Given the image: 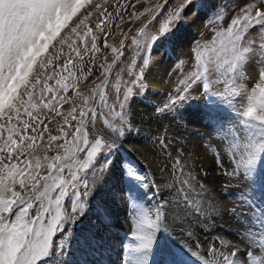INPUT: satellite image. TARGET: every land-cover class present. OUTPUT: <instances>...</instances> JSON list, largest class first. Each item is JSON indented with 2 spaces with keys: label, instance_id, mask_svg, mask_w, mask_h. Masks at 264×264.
Listing matches in <instances>:
<instances>
[{
  "label": "snow or ice",
  "instance_id": "6c2138e0",
  "mask_svg": "<svg viewBox=\"0 0 264 264\" xmlns=\"http://www.w3.org/2000/svg\"><path fill=\"white\" fill-rule=\"evenodd\" d=\"M139 3L140 0H0V264H52L54 256H63L70 248L76 239V226L88 218L93 206L96 223L77 242L83 250L99 248V230L108 227L111 213L106 202H96V197L117 162L104 151L114 141L109 142L96 123L103 119L107 129L121 137L126 129L130 131L131 104L137 95L146 92L147 75L155 63L151 49L161 39L170 43L174 40L183 26L186 9L191 8L193 15L207 16L218 7L217 0H184L176 8L169 6L170 0H144L145 7L140 11L136 10ZM129 7L134 9L130 14ZM215 14L214 22H222L223 14ZM125 15L129 23L146 17L138 35L158 19L161 24L159 35L152 36L151 43L137 53L143 57L142 63L130 62L128 75L133 78L123 82L122 93L117 87L110 101L106 89L111 87L113 66L121 61L125 45L123 39L119 45H112L107 38L113 28L124 35L121 24ZM256 30L264 32V0H244L227 27L215 31L210 44H197L193 49L198 69L191 74L194 79L181 80V90L155 111H175L188 101L192 91L201 92L207 98L204 117L220 139L222 150L235 161L232 171L224 170L217 151L215 159L221 174L243 177L264 193V40L256 43L248 38L250 31ZM101 43L113 53V60L95 66ZM133 43L139 41L134 39ZM205 51L211 54L207 59ZM89 65L95 66L103 79L86 95L79 86L95 76L94 67ZM249 68L254 69L257 79L247 89L241 87V82L249 78ZM214 85H223L226 92L221 93L217 87L213 98ZM237 99L244 103L235 118L222 117L221 106ZM106 115L118 118L121 126H114ZM54 121L56 134L50 127ZM82 155L85 158L81 163ZM172 167L182 174L178 158ZM119 170L121 181L129 177L146 179L125 161L119 162ZM181 184L192 187L188 179ZM199 187L205 190L203 184ZM241 203L251 215L227 209L235 221L233 234L250 248L258 244L259 255L251 250L241 255L240 248L226 235H217L220 247L213 242L206 254L189 245L162 247L161 238L169 239L164 229L168 214L175 211L183 231V221L189 214H203L202 205L187 196L178 198L174 207L171 201L162 200L153 218L143 204L130 196L128 206L134 228L124 244V264H264V196L259 204L242 196ZM212 214L223 216L224 210L213 208ZM256 224L260 226L258 238L253 232ZM231 227L221 231L228 232ZM187 235L191 238L192 233ZM157 256L159 259H155Z\"/></svg>",
  "mask_w": 264,
  "mask_h": 264
},
{
  "label": "bare ground",
  "instance_id": "6f19581e",
  "mask_svg": "<svg viewBox=\"0 0 264 264\" xmlns=\"http://www.w3.org/2000/svg\"><path fill=\"white\" fill-rule=\"evenodd\" d=\"M202 21L203 15L199 14L190 20L184 28V33L179 37L180 43L186 42L188 38L194 35ZM167 66L168 64L164 58L155 60L150 73L147 75V83L149 87L159 90V93L147 89L143 97L135 99L131 104V115L129 117L131 128L130 131L128 130V134H134L137 139H134L135 142L126 148L138 159L143 158L142 165L145 169L147 167L146 170L150 173L149 176L153 183L152 185L149 184V186H153L152 192L150 193V187L149 190L148 188L142 190L139 188V191H136L137 186L118 179L120 171L115 169L113 174L106 180L99 194L101 196L106 193L104 196H108L103 199L99 195L96 197V202L100 200L106 202V206L111 213L108 227L99 230V236L101 237L99 248L96 251L83 250L77 242L80 235L91 229L92 225L96 223L95 206H93V211L89 213L88 218L82 222L80 228L76 231V239L72 241L70 248L63 256L58 255L57 258L55 257L57 260L54 259L53 264H82L85 260L89 261L90 264H124V244L128 243L134 228L133 213L128 206L130 196L143 204L145 209L152 213L153 218L155 209L162 200L171 201L174 207L178 198L182 199L187 196L202 205L203 214H189L183 221V231L176 222L175 211L168 214L164 229L168 233L169 239L161 238L162 247L189 245L194 251L206 254L207 248L213 242H216L217 246L220 247L218 241H216L217 235H226L233 245L240 248L241 255L246 250H251L256 255L260 254L261 248L258 244L250 248L246 241L233 234L235 232V221L228 216L227 209L235 208L242 216L251 215L249 209L241 203V197L243 196L248 201L259 204L264 193L257 185L252 184L251 181L243 177H224L221 173L218 174L217 166H215L210 154L198 146L199 141L187 139L186 135L195 128L194 123L198 122L197 117L200 112L198 109L192 108L191 111L185 110L180 115H174V112L171 111V113L166 112L163 114L155 112V109L161 107L163 103L157 102L153 106H147L149 95L151 96L150 99L160 101L163 100L164 94L166 95L169 92L171 83L165 79ZM248 77L252 80L257 79L254 69H248ZM247 84L243 83L245 88H247ZM195 92L198 91H193V93ZM142 133L147 134L146 137L151 140L156 139L158 143L162 139L166 145L170 140H173V145H169L166 150H163L157 148L153 141V143L148 141L143 143L145 140ZM170 136L171 138H169ZM173 137L176 139L175 141ZM125 138L129 139L128 137ZM217 151H219L222 162H226L229 156L225 154L222 147ZM174 158L180 160V167L183 168L182 174L173 169L172 162ZM192 177L196 179L192 180ZM185 179L190 181L191 188L181 184V181ZM200 184L205 186L204 191L200 190ZM178 189L179 191H177ZM147 193H150L148 197L154 202L153 207L146 205L149 201L147 200L148 197L145 196ZM213 208L223 209L224 215H213ZM126 211H130V213L126 215ZM229 225L232 227L228 232L221 231L222 228H227ZM97 227L99 226L97 225ZM259 227V224H256L253 228L257 238ZM189 231L192 233L191 238L187 235ZM197 244L202 247L197 249L195 247ZM155 259H159V257L157 256Z\"/></svg>",
  "mask_w": 264,
  "mask_h": 264
},
{
  "label": "rangeland",
  "instance_id": "374dc122",
  "mask_svg": "<svg viewBox=\"0 0 264 264\" xmlns=\"http://www.w3.org/2000/svg\"><path fill=\"white\" fill-rule=\"evenodd\" d=\"M183 2L184 0H170L169 6L172 8H176L179 6V4ZM217 2H218L217 9L214 10L213 12H209L207 16L203 15V21L201 22L199 29L194 35L188 38L186 42L180 43L179 37L181 36V34L184 33V28L187 25V23L196 16V15H193V10L191 8L186 9L184 11L183 21H182L183 26L179 29L177 33H175L174 40L170 43L166 39H161L155 44V47L151 49V58L153 61L159 58H164L165 62L168 64L167 69H166L165 79L171 83V87H170L169 92L166 95L164 94L163 96L164 101L163 100L154 101L153 99H150L151 96L149 95L147 97L148 107L157 104V102L163 103L164 105V103L168 102L170 96L174 97L177 94V92L181 90V88L183 87L180 83L181 80L189 79V81H191V79H194V77H192L191 74L198 71V69L196 68V61H195L193 49L196 47L197 44H200L201 46H203L205 43L210 44V42L214 38L215 31L219 30L222 27L223 28L227 27L231 18L234 17L240 11V7L244 3V0H217ZM144 7H145L144 0H140V3L136 5V10L142 11ZM109 11H112V9L110 8ZM133 11L134 9L131 7L127 9V12L129 14L132 13ZM216 12L223 14L224 18L222 22H219V21L214 22L216 21V14H215ZM128 19H129L128 15H125L124 23L121 24V28L123 29L124 35H121L118 29L113 28L112 34L107 38V42L109 44L119 45V42L123 39L124 45H125L124 48L122 49L123 57L121 61H118L117 64L113 66V72L110 76L111 87H108L106 89L110 101L115 97L117 87L120 88V91L122 93L124 90L123 82L130 81L133 78L128 75V69L130 66V62L133 60H138L139 63H142L143 57L138 56L137 53L140 51V49L145 44L151 43L152 36L159 35L161 19H158L154 24L149 25V27L145 30V33L143 35H138V30L144 24L146 17L141 16L139 21L133 22V23H129ZM117 23L119 24L120 21H117ZM248 38L256 41V43H259L261 40H264V32H261L259 30L250 31ZM134 39L139 41V44H134L133 43ZM100 47H101V53L98 54L100 56V59L95 62V66L103 64L105 60H107L108 62H111L113 60V53L110 50L105 49L102 43ZM172 47L175 48L174 51L171 50ZM204 55H205V58L207 59L208 56H210L211 54L205 51ZM89 66L94 67L95 76L92 77L87 83H82L79 86V90L86 95L89 94V89L94 87L96 84H99L100 81L103 79V77L100 76L99 70H96L95 66L93 65H89ZM138 66L139 64H137V67ZM84 71L87 72L88 67H85ZM211 75L213 77L216 75V73L214 72V69L212 70ZM97 77H99V79H97ZM255 82L256 80H252L251 78H248L246 81L241 82V87L245 88L244 86L245 84L243 85V83H246V84L248 83L247 89H250L251 86ZM217 87H219L221 93L226 92L223 85H214L213 86V92H214L213 98H216V88ZM147 89H149L152 92L159 93V90L149 87L148 83H147ZM145 94L146 92H142L139 95H137L135 99H140ZM206 103H207V98L203 96L201 92L198 91V92L193 93L192 91L189 94L188 101H186L184 105L177 107L175 111H171V112L172 113L174 112L173 113L174 115H180L182 112H185V110L191 111L192 108L198 109L200 111L199 116L197 117L198 122L194 123L195 128H193L192 131H189L186 137L188 140H192L196 142L199 141L198 146H200L202 150H205L208 154H210L215 166H217L216 168L218 169V172H219L218 174H220L221 168L217 165L215 158H216L217 150L221 148V141L216 136V134L212 131L211 127L209 126V121L204 117V106L206 105ZM243 103H244L243 99H237L234 102L230 100L228 104L221 106L220 115L224 118H228V117L235 118L236 114L241 110V105ZM229 104L231 105V107H229ZM163 105H161V107ZM68 106L69 105H64L65 108H67ZM116 111H120V109L116 107ZM105 112L107 113L108 110L106 109ZM106 118L114 126L116 127L121 126L118 118L113 120L111 115H106ZM50 127H52L53 134H56L55 121L53 122V125H51ZM96 127L103 131L105 137L108 139L109 142L114 141V144L111 148L104 149L106 153H110L109 158L114 159L117 162L114 170L115 169L119 170L120 161L127 162L129 165L132 166L136 174H138L141 177H145L146 179L142 181H137L135 180L134 177H129L125 181H128L134 184L135 186H137V188H135L136 191H139V188H141L140 190H142L143 188L144 189L148 188L149 190L151 188L150 189V193H151L153 186L151 187L149 186V184L152 185L153 183L151 182V178L149 176L150 173H148L146 170L147 167L145 169L142 165L143 162L141 161L143 158L138 159L132 154L131 151H128V149L126 148L127 146L135 142V140L137 139L134 136V134L132 133L128 134V130L126 129L125 135L123 137H121L119 134L113 135L110 132V130H108L107 127L104 125L103 119H100L97 121ZM142 135L145 140L143 141V143L147 141L151 143L154 142L153 144L157 145L156 146L157 148H160L163 150H166L169 145L170 146L173 145V140H170L169 143L166 145L164 144L162 139H161V142L158 143L156 139L151 140L150 138H147L146 137L147 134L142 133ZM125 137H128L129 139L127 140V138ZM169 138H171V136ZM175 140L176 139H174V141ZM210 148L214 150H210ZM54 154L55 153H50V155H54ZM84 158L85 157L83 155L80 157L81 163L83 162ZM176 159L177 158H174L172 165L176 161ZM220 159H222L221 156H220ZM224 163H223V169L230 171L232 170L235 164V161L227 157L226 162L224 161ZM176 172L181 174V172L178 169H176ZM182 173H183V168H182ZM150 193H147L145 196L148 197ZM105 194L106 193H104V195ZM104 195H101L102 197L100 195L99 196L102 199L108 196V195L106 196ZM147 200L151 202L153 201L149 197L147 198ZM149 201H147L146 205L148 207H153L154 202L151 203ZM149 203L152 205H150ZM128 213H130V211L129 212L126 211L125 214L127 215ZM81 224L82 222L76 226V231L80 228ZM57 256L53 257L52 264L54 262V259L57 260L56 259Z\"/></svg>",
  "mask_w": 264,
  "mask_h": 264
}]
</instances>
